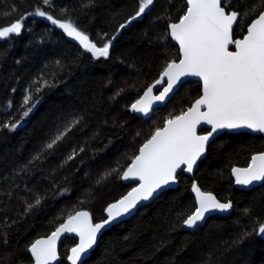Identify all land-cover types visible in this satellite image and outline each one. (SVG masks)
<instances>
[{
    "label": "trees",
    "instance_id": "16d2710c",
    "mask_svg": "<svg viewBox=\"0 0 264 264\" xmlns=\"http://www.w3.org/2000/svg\"><path fill=\"white\" fill-rule=\"evenodd\" d=\"M229 2L226 11L244 13L253 5L257 15L262 10L260 0ZM139 4L0 0V28L22 23L19 36L0 39V264H30L33 241L48 236L75 211L89 212L94 223L103 220L105 208L134 186L122 184L120 173L140 146L199 97L200 84L189 81L149 119L130 113L129 106L166 64L179 60L168 25L187 9L185 0H154L132 20ZM37 9L73 23L97 47L110 43L108 58L93 57L58 26L35 15ZM254 18L241 19L233 38H242ZM26 97H31L28 105ZM32 104V112L23 117ZM80 117L79 125L46 149L58 130ZM13 123L18 124L15 131L3 127ZM263 151V136L220 135L192 176L179 174L175 189L104 232L83 264H264V237L255 231L264 223V183L238 191L230 175L233 167H246ZM112 169L119 172L101 180ZM194 184L220 202L230 201L233 208L187 232L182 223L196 208ZM37 198L41 204L29 209ZM75 244L73 238L62 241L59 264H67Z\"/></svg>",
    "mask_w": 264,
    "mask_h": 264
},
{
    "label": "snow or ice",
    "instance_id": "6c2138e0",
    "mask_svg": "<svg viewBox=\"0 0 264 264\" xmlns=\"http://www.w3.org/2000/svg\"><path fill=\"white\" fill-rule=\"evenodd\" d=\"M43 3L48 5L50 0H43ZM260 3L262 10L257 15L255 5L241 13L236 10L226 11L231 8L229 0H186V12L178 23H170L168 26L171 39L179 45L181 59L179 62H168L159 79L129 106V110L147 116L154 103H163L174 89L183 85L185 77L199 78L203 94L187 111L166 120L164 126L157 128L140 146L131 164L120 173L122 180H138L139 186L108 205L105 209L107 219L93 223L87 211L69 214L47 239H38L30 245L28 252L34 264H53L57 259V241L65 233H75L79 237V244L71 249L68 257L72 264H78L84 254L96 245L103 229L132 213L141 201H148L155 193L175 184L178 170L192 172L197 161L205 155L210 140L218 132L225 129H248L264 133V0H260ZM153 4L154 0H140L138 11L132 20L145 14ZM250 14L255 18L247 26L246 35L241 39H234V26ZM35 15L45 17L58 26L93 57L108 58L110 43L97 47L73 23L61 22L39 9ZM21 31L22 23L14 22L0 28V39L7 38L10 34L19 36ZM230 45L234 46V51L229 50ZM160 84L166 86L158 95H153V89ZM45 85L48 86L47 82ZM30 100L31 97H26L24 104L28 105ZM34 107L35 104L27 107L23 117H27ZM81 120L82 117L74 118L62 131L58 130L51 142L46 144V149H52L62 141ZM201 124L211 126L205 135L197 133ZM17 126L16 123L11 126L3 125L10 131H15ZM80 151L84 149L81 148ZM76 154L74 151L68 159H74ZM118 172L119 169H112L101 180ZM232 173L236 184L245 187L264 182V154L253 156L247 168H233ZM192 190L198 206L183 219L182 226L187 229L198 228L214 212L226 213L233 208L230 201L220 202L195 184ZM40 204L41 200L37 198L28 208ZM255 231L264 236V223H259ZM4 243H7L6 238Z\"/></svg>",
    "mask_w": 264,
    "mask_h": 264
},
{
    "label": "water",
    "instance_id": "95a60500",
    "mask_svg": "<svg viewBox=\"0 0 264 264\" xmlns=\"http://www.w3.org/2000/svg\"><path fill=\"white\" fill-rule=\"evenodd\" d=\"M185 3H186V0H185ZM186 6H187V5H186ZM178 22H179V20H178L177 22H175V23H178ZM250 23H251V22H250ZM168 26H169V25H168ZM234 28H235V26H234ZM246 33H247V29H246ZM246 33H245V35H246ZM168 37H169L170 41H171V42L177 47L178 52H179V60H180V59H181V54H180V51H179V45L177 44V42H175L174 40L171 39V36L169 35V28H168ZM242 38H243V37H242ZM238 39H241V38H238ZM229 50L234 51V50H235V49H234V46L230 45V46H229ZM179 60L176 61V62H179ZM160 75H161V74H160ZM160 75H159V77H160ZM159 77H158V79H159ZM189 81L197 82L198 84H200V95H199V97H200V96L203 94V93H202V82H201V81L199 80V78H197V77H185V78H184L183 85L186 84V83L189 82ZM154 83H155V81H154L152 84H154ZM152 84H150V85H152ZM150 85H149V86H150ZM183 85H182V86H183ZM149 86H147V87L143 90V92L141 93L140 96L143 95L144 91H145ZM165 86H166L165 84L157 85L156 88L153 89V95H158V94H159V91H161V90L163 89V87H165ZM182 86H181V87H182ZM181 87H179V88H177V89H174L173 93H170V94H169V97L166 98V100H165L163 103H161V102H156V103H154V104H153V109H152V111H150L149 114H148L147 116H145V115H143V114H140V113H134V112H131L130 110H129V111H130V113L136 115L137 117H140V118H142V119H149V118L151 117V115H152L155 111L160 110V109H163V108H164V107H165V106L171 101V99L173 98V96L178 92V90H179ZM140 96H139V97H140ZM199 97H198V98H199ZM198 98H196V99H198ZM196 99H195V100H196ZM195 100L191 103L190 107L192 106V104L195 103ZM202 110H203V109H202ZM186 111H187V110H186ZM210 129H211V126H210V125L201 124V125L198 126V128H197V133H198L199 135H205V134H207L208 131H210ZM224 133H226V134L246 133V134H250V135H260V136H263V137H264V133L253 132V131L248 130V129H238V130H227V129H225V130H222V131L218 132L217 134H215V135L213 136L212 140H210L209 144H210L213 140H215L217 137H219L220 135H222V134H224ZM138 150H139V149H138ZM137 154H138V151H137ZM137 154H136V155H137ZM206 154H207V151H206L205 155H204L203 157H201L200 160L197 161V164H196V166L194 167V169H193L192 172H186V171H179V170H178V175L181 174V173H183L185 176H189V177L192 176V175L195 173V171L197 170V167H198L199 163L205 159ZM260 154H264V151L261 152V153L255 154V155H253V156H257V155H260ZM253 156H252V157H253ZM252 157H251V159H250L249 164H248L246 167H233V168H241V169L247 168V167L251 164V162H252ZM131 162H132V161H131ZM130 164H131V163H130ZM130 164H129V165H130ZM233 168H232V169H233ZM232 169H231V171H230L231 179H232V181H233L234 188H235L236 190H238V191H250V190H252V189H254V188L261 187V186L263 185V183H264V182L253 183L251 186H248V187H245V186H242V185H238V184H236V182H235V179H236V178H235V176H234L233 173H232ZM178 175H177V182H176L175 184H173V185H171V186H169V187H167V188H165V189L160 190L158 193H155L154 196H153V198L149 199L148 201H141L140 204L137 205V209L134 210L132 213H130L129 215H126V216L120 218L118 221L113 222V224H111L110 226H108V227H106L105 229H103L102 232H101V234L98 236L97 242H98V240L100 239V237L103 235V233L106 232V231H108V230H110L114 225H117V224H119V223H121V222H124V221H127V220L131 219L132 217H134V216L136 215L137 211H138L141 207L151 204V203H152L155 199H157L162 193H164V192H166V191H169V190H173V189H175V188L177 187V185H178ZM121 182H122V184H124V185H128V184H133V185H134V186H133V187H132V188H131V189H130L125 195H127L130 191H132L133 188L138 187V186H139V183H140L138 180H127V181H125V180H122V179H121ZM207 193H209V192H207ZM211 194H212V193H211ZM125 195H124V196H125ZM212 195H213V194H212ZM192 196H193L194 201H195V207H197L198 205H197V203H196V196H195V193L193 192V190H192ZM121 198H122V197H121ZM121 198H120V199H121ZM120 199H119V200H120ZM117 201H118V200H117ZM115 202H116V201H115ZM115 202H113V203H115ZM110 204H112V203H110ZM110 204H109V205H110ZM107 207H108V206H107ZM107 207H106V208H107ZM106 208H105V209H106ZM227 213H228V212H226V213L214 212V213H212L208 218L213 217V216H224V215L227 214ZM208 218H207V219H208ZM105 219H107V213H106V211L104 210V219L101 220V221H99V222H96V223H100V222L104 221ZM206 221H207V220H206ZM93 223H94V222H93ZM205 223H206V222H205ZM205 223H202L198 228L202 227ZM58 227H59V226H58ZM198 228H196V229H187V228H185V227L182 226V229H183L184 231H187V232H194V231L197 230ZM55 230H56V228L54 229V231H55ZM52 232H53V231H52ZM52 232H51V233H52ZM51 233H50L48 236H46V237H42V238H39V239H47V238L51 235ZM263 237H264V236H263ZM65 238H73V239H76V244H75L73 247H76V246L79 244V237H78L75 233H65V234H63V235L59 238V240L57 241V244H56L57 259H56L55 261H53V264H59L60 261H61V257H60V255H59V248H60V246H61V244H62V241H63ZM36 240H38V239H36ZM36 240H35V241H36ZM35 241H33V243H34ZM96 245H97V243H96ZM96 245H94L93 248H92L91 250H89L88 253L84 254V256L82 257L81 261L78 262V264H83V263H84V262L90 257V255H91L92 251L95 249ZM29 247H30V246H29ZM73 247H72V248H73ZM72 248H71V249H72ZM71 249L69 250V252H68V256H67V258H66V262H67V264H72L71 260L68 259V257L71 255ZM29 255H30V259H31V263H30V264H34V261L32 260V258H31V254H30V253H29Z\"/></svg>",
    "mask_w": 264,
    "mask_h": 264
}]
</instances>
